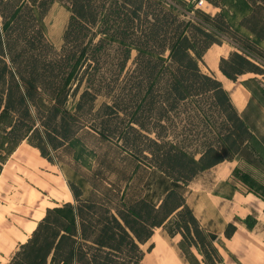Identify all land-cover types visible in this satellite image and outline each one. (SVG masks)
Segmentation results:
<instances>
[{"label": "trees", "instance_id": "16d2710c", "mask_svg": "<svg viewBox=\"0 0 264 264\" xmlns=\"http://www.w3.org/2000/svg\"><path fill=\"white\" fill-rule=\"evenodd\" d=\"M58 1L70 11L56 46L41 25L55 0H38L37 9L0 0V113L15 115L9 139L67 163L89 189L69 181L78 224L47 209L9 264H138L140 244L172 214L184 239L213 260V245L179 192L171 189L159 206L145 199L147 164L187 182L239 153L252 133L222 83L203 70V57L231 35L246 48L221 57L220 70L233 80L264 77L257 57L264 49L218 12L197 9L200 22L158 0ZM246 2L251 11L239 24L264 41V0ZM45 93L54 101L47 109L39 103ZM75 142L96 152L90 171L71 160ZM233 231L230 225L226 234Z\"/></svg>", "mask_w": 264, "mask_h": 264}, {"label": "crops", "instance_id": "0c3cea01", "mask_svg": "<svg viewBox=\"0 0 264 264\" xmlns=\"http://www.w3.org/2000/svg\"><path fill=\"white\" fill-rule=\"evenodd\" d=\"M250 11L248 4L246 14ZM246 32L264 49V41ZM221 45L213 44L206 51L204 65L207 64L209 50ZM230 52H220V59ZM219 62L217 67L206 65L203 70L222 83L252 136L231 160L206 167L187 182L174 180L148 164L149 172L144 181L145 199L154 206H159L171 189L183 196L216 255L210 260L200 248L190 245L176 229V215L172 214L154 229L146 243L140 244L145 253L138 264H264V180L261 184L250 178L244 180L240 166L242 157L249 150L259 149L264 155V138L260 139V134L256 133L249 119L251 91L237 84L238 79L226 76L220 70ZM249 73L262 76L252 72L240 76ZM26 144L30 148L21 147L14 155L8 159L6 157L0 169V264H9L21 244L29 239L43 219L47 209L57 208L78 224L75 197L64 166L60 164L63 173L58 172L54 167L56 162H50L37 148ZM29 168L32 173L26 172ZM88 187L85 191H88ZM66 203L74 207L68 208ZM230 225L234 226V231L227 235L226 230ZM149 246H152L150 250L147 249ZM72 264L78 263L74 261Z\"/></svg>", "mask_w": 264, "mask_h": 264}, {"label": "rangeland", "instance_id": "374dc122", "mask_svg": "<svg viewBox=\"0 0 264 264\" xmlns=\"http://www.w3.org/2000/svg\"><path fill=\"white\" fill-rule=\"evenodd\" d=\"M18 4L29 3L35 9H37L38 0H15ZM163 5L168 8L173 9L176 13H178L181 17L187 20H196L202 22L201 17L196 13L197 9L204 10L205 12L214 15L217 12L224 15V17L229 22L230 27L240 33L242 36L254 41L255 39L246 32L245 28L240 27L239 21L243 16L247 15V6L248 3L246 0H222L220 6H214L207 3L205 0H186L187 4H182L177 2V0H158ZM202 1V3H200ZM191 6V7H190ZM192 8V9H190ZM69 7L64 4V2L55 0L53 3L50 12L48 15L41 20V25L43 27L45 36L47 40L58 46L61 43V35L66 24L67 18L69 16ZM98 30L93 31L92 36H90V41L97 40ZM222 45L221 47L214 46L208 52L207 64H202L203 69L206 65L216 66L220 61V52H227L229 50L241 51L242 46L245 45L241 42L240 39H237L231 35H223L222 36ZM254 42L257 43L255 40ZM260 46V44H259ZM261 47V46H260ZM246 48V47H245ZM262 48V47H261ZM251 54V53H250ZM252 55H259L255 51L252 52ZM258 57V61L262 62L264 65V58ZM78 65L74 67L71 76L75 74L77 71ZM246 74L244 76H240L238 78L237 84H242L246 86L250 91V109H249V119L252 127L256 129V133L260 134V139L264 138V77L258 75H250ZM72 80H69V82ZM68 85H71V82ZM53 99L47 94H41L39 98L40 106L44 109H47L51 104H53ZM15 121V115L11 112L3 110L0 113V169L2 167L3 160L11 157L14 153L21 147L30 148L25 141L20 142L16 140L9 139L7 136V132L11 129ZM259 142V141H258ZM254 143V144H258ZM264 144V143H263ZM253 146V145H252ZM255 146V145H254ZM75 154L71 160H73L79 168L83 171H90L93 168L96 159V152L93 151L89 146L75 142ZM11 154V155H10ZM8 155V156H7ZM56 163L54 164L56 169L62 172L60 164L62 167L64 166V173L69 178L70 181H73L83 188H87V181L81 175L76 172L72 168L65 167V164L60 160L55 159ZM241 169L242 175L241 177L245 180L252 179L259 184H261L264 180V155L262 156L261 151L257 149L256 151L249 150L248 153L244 157H242ZM28 173H32L31 168L26 170ZM63 173V172H62ZM38 196V193H35ZM26 195V193H25ZM38 198V197H37ZM34 199H36L34 197ZM37 200V199H36ZM19 209V208H18ZM68 211V210H66Z\"/></svg>", "mask_w": 264, "mask_h": 264}, {"label": "built area", "instance_id": "2783aa9c", "mask_svg": "<svg viewBox=\"0 0 264 264\" xmlns=\"http://www.w3.org/2000/svg\"><path fill=\"white\" fill-rule=\"evenodd\" d=\"M200 3H202V1H200Z\"/></svg>", "mask_w": 264, "mask_h": 264}]
</instances>
